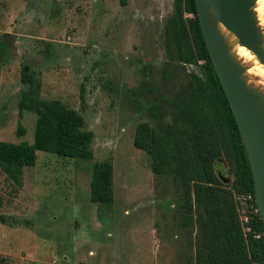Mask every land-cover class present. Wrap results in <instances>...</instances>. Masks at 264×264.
<instances>
[{"label": "rangeland", "instance_id": "1", "mask_svg": "<svg viewBox=\"0 0 264 264\" xmlns=\"http://www.w3.org/2000/svg\"><path fill=\"white\" fill-rule=\"evenodd\" d=\"M120 1L0 0V141L33 140L36 116H18L22 74L91 133L89 160L36 151L17 181L0 171V264H194L198 235L193 219L182 224L181 190L150 171L132 140L139 123L172 121L169 101L188 98L189 75L203 78V62L175 57L172 0ZM253 7L264 34V0ZM96 162L112 167L109 206L89 200ZM229 170L223 159L215 166L230 182Z\"/></svg>", "mask_w": 264, "mask_h": 264}, {"label": "trees", "instance_id": "2", "mask_svg": "<svg viewBox=\"0 0 264 264\" xmlns=\"http://www.w3.org/2000/svg\"><path fill=\"white\" fill-rule=\"evenodd\" d=\"M124 3L120 1L122 6ZM172 9L168 28L175 57L186 65L203 62L205 74L203 78L189 75L188 98L169 101L174 110L170 123L157 128L137 124L132 146L148 155L154 175L170 176L179 186L182 224H191L193 219L198 235L194 264H264L263 227L257 214H248L246 222L239 220L236 198L253 197L251 174L201 37L194 0H172ZM183 12L192 16V27H186ZM21 80L27 89L17 101L18 116L21 111L36 116L33 140L30 144L0 141V171L17 181L23 167L34 165L36 151L89 160L91 133L82 130V117L59 101L41 99L39 84L32 78L22 74ZM16 134H24L19 124ZM222 159L232 175L229 183H223V177L215 172ZM88 189L91 203L112 204L109 163L93 164Z\"/></svg>", "mask_w": 264, "mask_h": 264}, {"label": "water", "instance_id": "3", "mask_svg": "<svg viewBox=\"0 0 264 264\" xmlns=\"http://www.w3.org/2000/svg\"><path fill=\"white\" fill-rule=\"evenodd\" d=\"M194 6L205 49L245 152L264 236V103L261 94L242 81V70L230 58L218 32L221 25L264 66V47L251 11L254 0H194Z\"/></svg>", "mask_w": 264, "mask_h": 264}, {"label": "bare ground", "instance_id": "4", "mask_svg": "<svg viewBox=\"0 0 264 264\" xmlns=\"http://www.w3.org/2000/svg\"><path fill=\"white\" fill-rule=\"evenodd\" d=\"M255 21V28L258 30L262 46L264 47V34L259 26L254 7L251 9ZM259 15V14H258ZM218 32L223 39L230 58L241 68V79L247 88L261 94L264 103V66L258 62L255 56L240 46L237 39L221 25H218Z\"/></svg>", "mask_w": 264, "mask_h": 264}, {"label": "built area", "instance_id": "5", "mask_svg": "<svg viewBox=\"0 0 264 264\" xmlns=\"http://www.w3.org/2000/svg\"><path fill=\"white\" fill-rule=\"evenodd\" d=\"M239 205L237 212L239 220L243 223L248 219V214L256 213L254 199L250 194H245L236 198ZM254 206V207H253Z\"/></svg>", "mask_w": 264, "mask_h": 264}]
</instances>
